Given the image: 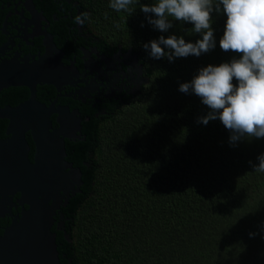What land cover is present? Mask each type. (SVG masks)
Here are the masks:
<instances>
[{"label": "trees", "instance_id": "trees-1", "mask_svg": "<svg viewBox=\"0 0 264 264\" xmlns=\"http://www.w3.org/2000/svg\"><path fill=\"white\" fill-rule=\"evenodd\" d=\"M78 1L92 32L138 53L148 83L120 108L84 113L85 140L67 142L84 184L62 208L70 241L53 228L61 264H264V173L253 168L264 139L232 146L219 120L197 122L208 111L200 99L179 91L235 55L219 47L226 16L213 13L214 50L169 62L143 45L171 34L194 43L192 24L155 30L139 8L155 0L134 2L131 15L110 0Z\"/></svg>", "mask_w": 264, "mask_h": 264}, {"label": "water", "instance_id": "water-1", "mask_svg": "<svg viewBox=\"0 0 264 264\" xmlns=\"http://www.w3.org/2000/svg\"><path fill=\"white\" fill-rule=\"evenodd\" d=\"M44 56L29 60L7 61L0 65V91L12 86L30 90L28 100L16 107H0V118L9 121L8 138L0 140V216L11 213V195L21 193V217L0 236V264H61L53 226L60 215L57 230H65L61 209L82 192V170L66 159L65 139L78 137L81 130L79 110L68 106H47L37 98L40 85H52L58 91L76 77L75 67H65L61 51L50 41ZM57 114V128L51 119ZM30 132L35 144L31 160ZM2 195V198H1ZM27 205L28 208H24Z\"/></svg>", "mask_w": 264, "mask_h": 264}, {"label": "flooded vegetation", "instance_id": "flooded-vegetation-1", "mask_svg": "<svg viewBox=\"0 0 264 264\" xmlns=\"http://www.w3.org/2000/svg\"><path fill=\"white\" fill-rule=\"evenodd\" d=\"M79 6L78 0H0V65L13 60L33 62L40 59L46 53L51 38L56 52L62 53L64 66L75 67L77 76L67 78L66 81L69 79L71 83L64 85L60 91L48 84L38 86L41 88H37V98L47 106L56 103V106L79 110L82 122H88L92 117L84 113L100 117L111 108H120L140 94L148 78L138 53L132 48L114 46L98 37L90 30L89 19L83 25L74 22L76 16L86 12ZM50 87L55 89V94ZM25 89L28 88L12 86L0 91V107H16L28 100L30 90L27 95ZM51 119L54 128H57V114H53ZM82 122L78 137L65 139L69 162L67 142L85 140L83 129L86 125ZM8 123V120L0 118V140L8 138ZM26 137L31 146L29 157L33 160L35 144L30 132ZM20 197L19 192L12 194L11 213L0 216V236L16 218L21 217L23 207L18 202ZM24 208H28L27 205ZM61 213V222H65L62 209ZM56 219L53 228L57 229L60 215Z\"/></svg>", "mask_w": 264, "mask_h": 264}, {"label": "clouds", "instance_id": "clouds-1", "mask_svg": "<svg viewBox=\"0 0 264 264\" xmlns=\"http://www.w3.org/2000/svg\"><path fill=\"white\" fill-rule=\"evenodd\" d=\"M134 2L138 0H110L109 7L131 15ZM139 8L161 33L169 32L178 21L192 24L189 34L201 37L193 43L184 36L161 35L143 45L150 58L169 62L189 56L199 58L214 50L213 13L226 16L219 47L235 55L219 65L199 68L191 81L180 84L179 91L200 99L208 111L197 122L207 125L219 120L230 132L232 146L245 139H264V0H155ZM86 19L85 12L74 22L83 25ZM257 160L254 172L264 173V154Z\"/></svg>", "mask_w": 264, "mask_h": 264}]
</instances>
